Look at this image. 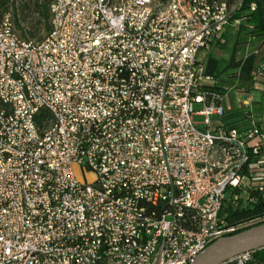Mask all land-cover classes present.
Instances as JSON below:
<instances>
[{
    "label": "built area",
    "instance_id": "built-area-1",
    "mask_svg": "<svg viewBox=\"0 0 264 264\" xmlns=\"http://www.w3.org/2000/svg\"><path fill=\"white\" fill-rule=\"evenodd\" d=\"M241 6L54 0L38 42L0 18V264H190L264 224L224 212L264 208V128L250 99L224 123L199 58ZM255 252L222 264H264Z\"/></svg>",
    "mask_w": 264,
    "mask_h": 264
},
{
    "label": "crops",
    "instance_id": "crops-1",
    "mask_svg": "<svg viewBox=\"0 0 264 264\" xmlns=\"http://www.w3.org/2000/svg\"><path fill=\"white\" fill-rule=\"evenodd\" d=\"M244 32L242 25L227 28L224 33L225 44L208 53H200L199 58L203 63L204 74L211 78L218 66L228 67L224 74L206 83L224 90L223 104L227 111L224 123L233 127L243 125L244 107L241 104L250 99L252 114L264 128V78L252 81L253 68L264 58V43L249 46ZM249 48L252 50L247 52Z\"/></svg>",
    "mask_w": 264,
    "mask_h": 264
},
{
    "label": "trees",
    "instance_id": "trees-1",
    "mask_svg": "<svg viewBox=\"0 0 264 264\" xmlns=\"http://www.w3.org/2000/svg\"><path fill=\"white\" fill-rule=\"evenodd\" d=\"M15 1L16 0H0V18L5 13L11 15L14 31L19 38L26 42H32V39L39 38L41 34H44V36L48 34L50 31V5L54 0ZM226 1L229 5H233L238 0ZM252 3L255 4L256 7L254 11L250 12L249 6ZM10 7L13 8L12 12L9 10ZM233 18L243 19L242 26L245 29L244 37L249 46L252 47L258 43H264V0H242V6L234 13ZM22 23L30 25L29 28H27L28 30L21 26ZM249 27H251V29H249ZM261 62H264V58H262ZM227 70V66H218L212 79L224 74ZM203 88L206 91H211L224 97V90L220 87H216L215 85H204ZM262 211H264L262 205L254 208L238 209L234 212L228 208L224 209L228 223L257 215ZM255 253L258 258L264 260V249L257 250Z\"/></svg>",
    "mask_w": 264,
    "mask_h": 264
},
{
    "label": "water",
    "instance_id": "water-1",
    "mask_svg": "<svg viewBox=\"0 0 264 264\" xmlns=\"http://www.w3.org/2000/svg\"><path fill=\"white\" fill-rule=\"evenodd\" d=\"M260 249H264V224L214 241L190 264H222L240 254Z\"/></svg>",
    "mask_w": 264,
    "mask_h": 264
},
{
    "label": "rangeland",
    "instance_id": "rangeland-1",
    "mask_svg": "<svg viewBox=\"0 0 264 264\" xmlns=\"http://www.w3.org/2000/svg\"><path fill=\"white\" fill-rule=\"evenodd\" d=\"M15 2H18V0H16ZM16 6H17V5H16ZM9 10H10V12H12L13 8L10 7ZM21 26H22L24 29L28 30L27 28H29L30 25H28L27 23H22ZM43 37H44V34H41L39 38H37V39H32L31 41H32V42H38V41H41V40L43 39ZM251 50H252V49L249 48V49L247 50V52H250ZM207 82H208V81H207ZM242 96H245V95H242ZM199 109H200L199 106H195V111H197V110H199ZM203 120H204V118H203L202 116H198V115H194V116H193V121H194V123L197 125V127H198L199 129H204V126L202 125ZM87 179H91V176L88 175Z\"/></svg>",
    "mask_w": 264,
    "mask_h": 264
}]
</instances>
